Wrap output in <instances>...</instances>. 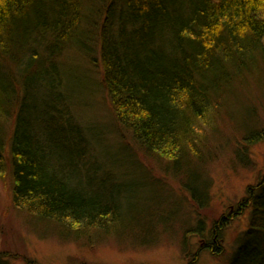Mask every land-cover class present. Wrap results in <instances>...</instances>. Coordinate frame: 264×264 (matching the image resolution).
<instances>
[{
    "label": "trees",
    "instance_id": "obj_1",
    "mask_svg": "<svg viewBox=\"0 0 264 264\" xmlns=\"http://www.w3.org/2000/svg\"><path fill=\"white\" fill-rule=\"evenodd\" d=\"M93 37L119 127L149 161L185 174L204 210L191 158L210 154L204 128L216 126L241 81L264 64V0H0V178L11 176L15 206L90 239L117 235L130 218L127 183L97 161L93 136L74 113L79 94L67 83L64 57L74 47L90 54ZM262 133H249L248 146ZM238 209L249 213L248 225L223 264H264V175ZM205 221L185 233L205 238ZM230 224L213 221L212 240L198 253L226 256L219 238Z\"/></svg>",
    "mask_w": 264,
    "mask_h": 264
},
{
    "label": "rangeland",
    "instance_id": "obj_2",
    "mask_svg": "<svg viewBox=\"0 0 264 264\" xmlns=\"http://www.w3.org/2000/svg\"><path fill=\"white\" fill-rule=\"evenodd\" d=\"M87 50L91 53L74 47L64 57L70 68L67 83L75 95L79 94L74 113L93 136L97 161L104 162L108 173L125 179L129 222L113 237L100 231L92 239L83 237L86 235L73 238L67 234L71 231L68 228L42 222L15 206L7 174L0 178V253L8 264H191L197 254L196 264L225 263L249 221V213L238 205L264 175V64L247 81H241L231 109L218 116L216 126L204 128L210 154L207 151L199 159L191 158L190 167L195 169L200 191L209 202L202 210L185 189L187 176L166 170V163L156 158L149 161L131 134L119 127L102 86L97 38L93 37ZM9 124H5L8 136ZM258 131L263 132L259 142L248 146L245 137ZM243 152L248 154L247 163L238 159ZM139 186L144 188L141 196ZM204 216L205 238L192 231L185 233L199 230V217ZM223 216L231 221L219 238L226 256L218 259L209 251L198 253L200 246L212 240L211 223Z\"/></svg>",
    "mask_w": 264,
    "mask_h": 264
}]
</instances>
